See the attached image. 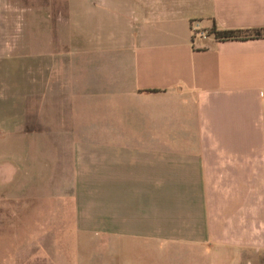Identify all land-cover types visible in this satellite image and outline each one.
<instances>
[{"label":"crops","instance_id":"crops-1","mask_svg":"<svg viewBox=\"0 0 264 264\" xmlns=\"http://www.w3.org/2000/svg\"><path fill=\"white\" fill-rule=\"evenodd\" d=\"M28 1L0 0V200L63 217L73 192L77 225L106 219L107 264H242L264 222V38L210 31L264 28V0Z\"/></svg>","mask_w":264,"mask_h":264},{"label":"rangeland","instance_id":"rangeland-1","mask_svg":"<svg viewBox=\"0 0 264 264\" xmlns=\"http://www.w3.org/2000/svg\"><path fill=\"white\" fill-rule=\"evenodd\" d=\"M27 4L35 7L51 5L53 15H56V9H60V3L55 1L49 3L45 0H30ZM83 185L79 189L87 194V188L90 186H87L89 183L86 179ZM4 196L5 198L0 200L2 204L0 207V264H107L106 219L102 221L105 223L102 225H77L75 218H78L81 210L76 205V196L73 197V192H70L65 200H61L62 203L67 204L64 205L67 208L63 210V217L58 216L60 211L56 209V206L60 205V201L57 199H24L19 204H26L23 205V210L18 211L15 200ZM30 203L36 207L34 211L36 220L34 225L27 226L23 223ZM22 214L25 217L22 218ZM83 221L86 222V219ZM242 229L245 230L246 226ZM259 234L261 235L259 240L255 239L256 234H254V242L238 244L245 255L240 263L264 264V222L259 227ZM98 236L103 238L99 239ZM96 238L98 241L93 242ZM205 243L207 246H212L211 242L205 241ZM232 249L226 248L224 251L231 255ZM167 256L164 257V264H168ZM189 262L190 264H237L239 259L191 255Z\"/></svg>","mask_w":264,"mask_h":264},{"label":"trees","instance_id":"trees-1","mask_svg":"<svg viewBox=\"0 0 264 264\" xmlns=\"http://www.w3.org/2000/svg\"><path fill=\"white\" fill-rule=\"evenodd\" d=\"M210 32L217 41L264 38V28L249 30H217L213 27Z\"/></svg>","mask_w":264,"mask_h":264}]
</instances>
